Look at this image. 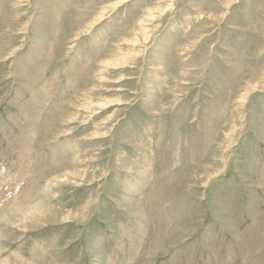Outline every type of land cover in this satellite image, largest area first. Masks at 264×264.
I'll return each mask as SVG.
<instances>
[{"label": "rangeland", "instance_id": "374dc122", "mask_svg": "<svg viewBox=\"0 0 264 264\" xmlns=\"http://www.w3.org/2000/svg\"><path fill=\"white\" fill-rule=\"evenodd\" d=\"M0 264H264V0H0Z\"/></svg>", "mask_w": 264, "mask_h": 264}]
</instances>
